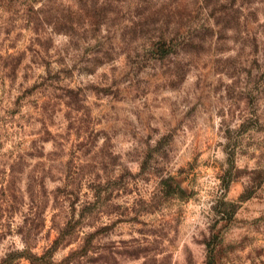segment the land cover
<instances>
[{
	"label": "rangeland",
	"instance_id": "1",
	"mask_svg": "<svg viewBox=\"0 0 264 264\" xmlns=\"http://www.w3.org/2000/svg\"><path fill=\"white\" fill-rule=\"evenodd\" d=\"M154 1L0 0V264H264V0Z\"/></svg>",
	"mask_w": 264,
	"mask_h": 264
},
{
	"label": "trees",
	"instance_id": "2",
	"mask_svg": "<svg viewBox=\"0 0 264 264\" xmlns=\"http://www.w3.org/2000/svg\"><path fill=\"white\" fill-rule=\"evenodd\" d=\"M174 1H176L178 3H183L184 0H156V1H154L153 5L154 6L158 5L157 6L158 8L156 9V11H154L152 14H150V17L152 19H162V18L163 19H171V18H173L174 15H169L168 13H166L165 15H162V14H160V12H162L164 9L165 10L169 9L170 13H174V12L178 11V9H177L178 8V5H177L178 3L177 4H173L172 2H174ZM205 3L208 4V0H205ZM176 185H177L176 189H178V192L181 193V194L184 193V189L180 185H178V184H176ZM93 237H94L93 234L90 235L89 236V240H91ZM22 257H25V256L20 254L19 258H22ZM27 259L31 260V258H27ZM35 259H39V258L35 257ZM5 260H7V259H5Z\"/></svg>",
	"mask_w": 264,
	"mask_h": 264
}]
</instances>
